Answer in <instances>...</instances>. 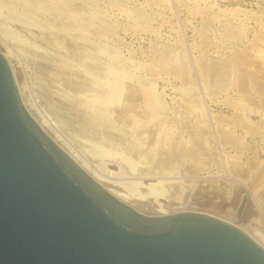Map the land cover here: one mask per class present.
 Listing matches in <instances>:
<instances>
[{
  "label": "rangeland",
  "instance_id": "obj_1",
  "mask_svg": "<svg viewBox=\"0 0 264 264\" xmlns=\"http://www.w3.org/2000/svg\"><path fill=\"white\" fill-rule=\"evenodd\" d=\"M35 1L41 2V0ZM64 1L68 8L75 13L84 14L89 17L96 15L97 19L89 26V34L86 42L79 39L75 33H65L62 31V27L71 26V23L66 19L65 14L60 13L62 10L57 6L55 7V5L46 11H32L33 15L31 19L40 24L39 27H36L30 24L25 25L12 16V13H17V16H20V13L23 12L24 6L22 1L0 0V5L6 3L12 8V13L2 12L0 15V38L3 40V44L0 41V52L5 53L6 49L8 51L12 47L11 50L14 51V54L13 51L8 52H10L11 59H13V61L11 60V64L16 81L20 88H23H21L23 91V98L29 101V105H32L30 107H33L37 115L36 117H38V119H43L47 124V129L50 132L48 133L58 139L57 141L60 142L67 151H70L73 155L78 157L80 161L85 159L84 161H86V163L88 160V164H93V166L98 167L106 164L105 167L107 170L114 173L109 175L113 182L132 183L140 179L145 181L146 178L152 176L159 178L156 182L165 184L166 187H163L164 193L166 192L165 196L167 195L170 197L174 195L177 197L180 195V199L170 197L171 199L173 198L172 201H174L169 205L170 207L168 206V212L171 211V214L179 212L199 213L218 218L236 227L238 226L244 232L248 230L247 232L249 233L250 230V232H252V229H255L264 237V198L259 200V196L264 193V188H262L264 187V175L262 176L264 170V126H262L264 125V120L262 121V119H264V107L262 106V104L264 105V98L261 97L264 95L259 96L260 93L258 95L255 90L250 88H247L246 91L243 90L245 91V95L237 88L230 86L220 91V94L207 95L202 88L203 85L197 78H193L190 83H187L186 76H176L167 66L162 65L161 67L160 63L158 65L155 59V53H153L154 57L152 56L155 61H153L154 59L152 58L151 61L150 56L153 49L152 52L149 50L154 45L153 43L156 44L157 42L156 46L160 47L159 50H164L168 47L166 50L172 49L173 51H175L177 47L179 50V43H183L185 48H187L189 44L193 56H197L198 54V56H203L204 59L215 60L217 63L220 61L224 64L229 61L228 58L230 56L231 63H227L229 66L235 64L236 58H238L243 51L244 56L247 53L245 51L249 50L248 52H252L250 54L254 56L248 53L249 61L252 59V63H260L258 66L259 70L264 72V31H262V29H264V0H188L190 3L187 0H167L165 3L159 2L157 4H153V2L149 4L146 0ZM190 5L208 9L204 11V13H206H203V15L195 14L191 13L189 9ZM234 7H238L242 12L220 13V10H233ZM247 12L254 13L247 14ZM224 14L225 16H223ZM245 21L248 23H244ZM244 24H246V26ZM3 27L10 33L16 34L20 41L1 34V28ZM100 27H103L105 30L101 31V29H99ZM239 28L243 29V36L241 37L236 38L232 36L233 32H229L230 30L235 32L239 31L236 30ZM203 36L206 37V42L205 39L201 40ZM208 39L209 42H207ZM177 41L178 44L175 46ZM253 43L257 46L252 45ZM196 44L198 50H194ZM208 44H211V46ZM232 44H234V46ZM227 45L231 47L226 48ZM9 47L10 49H8ZM223 47L226 49H223ZM99 50H101V53ZM106 51L109 53L107 52L108 54H106ZM257 52H259L258 56L256 54ZM260 53H262L261 55L263 57L260 56ZM112 56H115L116 59L118 57L119 59H117V61L131 74L130 84H132V86L134 85V87H136L140 85L150 87L159 99L163 98V101L160 100V103L161 105L164 103L166 106L165 108L163 106L164 110L160 115L162 117H159V119H163L162 122L159 123H162L161 125H164L165 128L170 127L166 128L169 131L168 138L164 139L162 143V140L159 141L160 145L162 144V148L158 141H154L155 139L152 135H147L145 132L147 126H145V124H143L144 126L142 127L141 123L138 127L139 130L141 127L144 129L138 130L139 137L135 135L137 138L135 139V136L129 133L128 121L121 115V117H117L115 114L112 116L115 121L114 123H116V127L121 128L126 136L119 134L115 130L112 131L106 128L102 123H99L97 128L93 129L90 124V119L87 116L88 114L86 115V112L78 106L79 102L77 97L79 94L93 93L96 87L95 83L104 82V80L107 79L103 69L110 64L109 62H111V60L109 59H111ZM254 58H257V60ZM226 59L228 60L225 63ZM130 63L133 64L131 65ZM252 63H250L251 67L248 65L249 69L247 66V70L253 72V76L256 74L255 77L257 78V74L260 72H258L259 70L257 68L254 69V67L257 66L256 63V65L253 66V70H250L254 64ZM94 65L96 68H93ZM143 65H147L148 67H143ZM260 66H262V68H260ZM141 67H143V69ZM165 67H167L169 71L165 69ZM244 68H246V65ZM84 71H87V74L84 75ZM258 77L261 78L262 75L259 74ZM187 86L195 88L192 91L194 93L196 90L194 96L190 95V93L193 94L192 92L188 93L183 91V87ZM73 87L75 90H73ZM175 91H178V93ZM247 91L249 92L248 94ZM186 97H189V99L193 98V101L196 99L197 102L195 103H200L201 99L204 98L208 106L210 118H208V120L205 119V122H203V118L198 119L201 116L200 110L191 112L188 108V104L192 99L187 102L189 99L187 98L188 100H186ZM243 97H245V99H243ZM261 98L263 100H261ZM239 99L245 100V110L233 106L232 102ZM259 100L260 103H258ZM181 108H183V110ZM197 113L200 116H198ZM176 115L179 117V121ZM185 115L186 119L189 117L187 119L188 121L184 118ZM212 115L215 118H213ZM174 116L177 121H174ZM167 117L168 120L166 123L165 120ZM121 120L125 124H123ZM181 121L184 123H180ZM190 121H192V123L196 122L192 124ZM178 122L179 124H177ZM197 123H199L198 126ZM246 123L249 125H246ZM166 124L169 126H166ZM181 124L182 126H180ZM257 125H260V127ZM246 126H250V128ZM256 126L258 128H256ZM140 133H144V135L142 134L141 136ZM170 135L173 136L175 140ZM145 136L147 137L145 138ZM149 137L151 140H154L151 141ZM146 139H148V142ZM142 140H144L145 143ZM169 140L174 141V143L176 142L175 148L173 149L176 151L179 149L177 153L180 154L181 151H185L186 153L181 152L180 155L176 153L174 156L172 155V160H169L170 163L168 162V166H158V155L162 151H165L163 154L166 152L170 154L173 150L172 147L174 144L173 142L171 143V141L169 142ZM108 143H112L116 147V150L123 156L129 157L130 159L133 158V161L134 159L136 162L138 161V166L136 165L137 167L134 173H131L124 163L118 160L114 161L110 158L103 159L100 157H93L91 154L89 155V151H87L90 148L89 144ZM169 143L173 146L169 147ZM155 144H158V148H156ZM188 145L192 147L189 148ZM180 146L182 149L185 148V150H182ZM150 148H153V155L148 151V156H144L143 154ZM186 150H189V153H187L188 151ZM130 151L134 152L131 153ZM190 151L194 153H190ZM128 152L131 154L129 155ZM173 152L175 151L173 150ZM140 154L144 157L143 159L141 158L142 160H137L136 156L139 157ZM80 155L82 158L79 157ZM188 157L190 158L188 159ZM253 158L256 159V161ZM247 160L257 163V165L255 164L254 170L250 168L248 171L246 166L249 162ZM140 161L141 163H139ZM246 161L248 163H246ZM98 162L101 163L99 164ZM110 162H112V164ZM261 164L263 165L261 166ZM120 166L124 171L122 170L121 174H116ZM242 170H245V174ZM247 176L248 179H246ZM260 176H262V178ZM252 177L253 180L257 179L256 181H258L259 189L256 185L255 188H253L254 185L252 186L250 184L249 181L250 179L252 180ZM111 179L110 182H112ZM140 206L145 208L139 207L140 209H144V211L149 214L148 216L154 215L152 214V208L150 209V207L142 206V204ZM147 214L145 213V215ZM256 237L255 239L257 241L262 242L260 237Z\"/></svg>",
  "mask_w": 264,
  "mask_h": 264
},
{
  "label": "water",
  "instance_id": "obj_2",
  "mask_svg": "<svg viewBox=\"0 0 264 264\" xmlns=\"http://www.w3.org/2000/svg\"><path fill=\"white\" fill-rule=\"evenodd\" d=\"M0 52V264H264L218 218L145 216L120 203L42 133Z\"/></svg>",
  "mask_w": 264,
  "mask_h": 264
},
{
  "label": "bare ground",
  "instance_id": "obj_3",
  "mask_svg": "<svg viewBox=\"0 0 264 264\" xmlns=\"http://www.w3.org/2000/svg\"><path fill=\"white\" fill-rule=\"evenodd\" d=\"M17 1H22L23 2V12L20 13V16H17V13H12V8L9 4H6V3H3V5H0V15L2 12H6V13H12V16L15 18V19H18L21 23L25 24V25H34L36 27H39L40 24L38 22H35L33 21L31 18H32V11L33 10H39V11H46L47 9H50L52 6L55 5V7H59L62 11L60 12L61 14H65V17L66 19L71 23V26H64L62 27V31L65 32V33H75V35L83 40V41H87V37H88V34H89V26L90 24H92L96 19V15H92L91 17L89 16H86L84 14H78V13H75L73 11H71L67 4L65 3L64 0H41V2H36L35 0H17ZM153 4H157L159 2L161 3H165L167 2V0H146ZM172 1V0H171ZM188 1V0H187ZM190 1V0H189ZM188 1V2H189ZM200 1V0H198ZM201 1H204V0H201ZM210 1V0H209ZM169 2V1H168ZM178 2V1H177ZM213 2V1H212ZM211 2V3H212ZM170 3V2H169ZM190 3V2H189ZM167 4V3H166ZM194 4V3H193ZM191 4V5H193ZM201 4V3H200ZM206 4V2H205ZM189 5V4H187ZM190 5V11L191 13H195V14H202L204 13L205 10L207 9H204V7L202 8H199V7H195V6H191ZM206 6V5H205ZM216 7V6H215ZM206 8V7H205ZM235 8H238V7H234L233 10H220V13H226V12H230V13H233V12H242L238 9H235ZM262 8V7H261ZM216 9V8H215ZM220 9V8H219ZM222 9V8H221ZM232 9V8H231ZM243 10V9H242ZM257 10V9H256ZM211 11H214V10H211ZM88 12V11H87ZM145 12V11H144ZM206 13V12H205ZM204 13V14H205ZM248 13H254V12H247ZM139 14V13H138ZM245 14V13H244ZM213 15V14H212ZM215 15V14H214ZM209 16V15H207ZM219 16V15H217ZM225 16V14L223 15ZM227 16V15H226ZM235 16V15H234ZM237 16V15H236ZM1 17V16H0ZM3 17V16H2ZM47 17V16H46ZM239 17V16H237ZM249 17V16H248ZM219 18V17H218ZM206 19V18H205ZM209 19V18H208ZM207 19V20H208ZM220 19V18H219ZM232 19V18H231ZM245 19V18H244ZM230 20V19H229ZM243 20V19H242ZM249 20V19H248ZM213 21V19H212ZM223 21V20H222ZM255 21V20H253ZM227 23V22H226ZM230 23V22H228ZM244 23H248V22H244ZM237 24V23H236ZM243 24V23H242ZM254 24V23H253ZM246 26V24H244ZM255 25V24H254ZM257 25V24H256ZM237 27V25H236ZM146 28V27H145ZM148 28V27H147ZM156 28V27H155ZM226 28V27H225ZM233 28V27H232ZM10 29V28H9ZM99 29H101V31H104L105 29L103 27H100ZM154 29V28H153ZM227 29V28H226ZM2 32L1 34L5 35L6 37H11L12 39L14 40H17V41H20L19 37L16 35V34H12L10 33L6 28H1ZM143 30V29H142ZM155 30V29H154ZM236 30H239V31H229V32H233L232 36L234 37H241L243 36L242 35V30L241 28L239 29H236ZM245 30V29H244ZM100 31V32H101ZM205 31V30H204ZM207 31V29H206ZM220 31V30H219ZM262 31H264V29H262ZM202 32V31H201ZM211 32V31H210ZM222 32V31H220ZM225 32V31H224ZM205 33V32H203ZM202 33V34H203ZM218 33V32H216ZM215 33V34H216ZM246 33V32H245ZM207 34V33H205ZM229 34V33H228ZM99 35V34H98ZM224 35V34H223ZM258 35V34H257ZM4 36V37H5ZM225 36V35H224ZM227 36V35H226ZM259 36V35H258ZM50 37V36H49ZM200 37V36H199ZM216 37V36H215ZM214 37V38H215ZM263 37V36H262ZM107 38V37H106ZM201 38V37H200ZM199 38V40H200ZM206 37L203 36V39L201 40H204ZM225 38V37H224ZM90 39V38H89ZM88 39V40H89ZM100 40V39H99ZM161 40V39H160ZM197 40V39H196ZM212 40V39H211ZM216 40V39H215ZM258 40V39H257ZM0 41L2 43L3 40H1L0 38ZM236 41V40H235ZM234 41V42H235ZM180 42V41H179ZM205 42H206V39H205ZM207 42H209V39L207 40ZM211 42V41H210ZM54 43V42H53ZM158 43V42H157ZM157 43H153L154 45L149 48L151 52H152V49H153V52L150 56V59L152 58V56L154 57V54L155 53V59H156V62L157 64L159 65V63L161 64V67L162 65L163 66H167L171 71H173L176 76L179 75V76H186V82L187 83H190L192 81L193 78H197L200 83L203 85L202 88L203 90H205V93L207 95H212V94H218L220 91L222 90H225L227 89L228 86L230 87H235L237 88L238 90H240L241 92H243L245 94V91L247 90V88H250L252 90H255L257 92V94L260 95H264V76H263V73L259 70V64L258 62H255L257 64L255 68H257L260 72L257 74V78L255 76H253V72L247 70V66L250 65V63H252V59L250 57V61H249V54L252 53V52H248V51H245L247 52L245 55H248V56H243V53L239 56L238 58H236L237 60L235 61V64H232V66H229L227 65V63L230 62V56H229V61L226 63V61L228 59L225 60V63L224 64L223 62H219L217 63L215 60L212 61V60H207V59H204L203 56H193L192 55V51L190 50V45L188 44L187 48H185L184 44L183 43H179L180 44V48L178 50V47L176 48L175 51H172L170 49L166 50H159L160 47H157ZM203 43V42H202ZM222 43V42H221ZM258 43V42H257ZM263 43V42H262ZM3 44V43H2ZM6 44V42H5ZM4 44V45H5ZM67 44V42H66ZM164 44V43H163ZM178 44V41L175 43V46ZM194 44V42H193ZM204 44V43H203ZM212 44V42H211ZM211 44H208L211 46ZM215 44V43H213ZM239 44V43H238ZM55 45V43H54ZM161 45V44H159ZM231 45V44H230ZM234 46V44H232ZM252 45H256V44H252ZM201 46V45H199ZM198 46V47H199ZM204 46H207V45H204ZM224 46V44H223ZM257 46V45H256ZM264 46V45H263ZM57 47V46H56ZM80 47V46H79ZM112 47V45H111ZM230 48L231 46H228L226 48ZM241 47V46H240ZM113 48V47H112ZM174 48V47H173ZM219 48V46H218ZM225 47H223L224 49ZM225 48V49H226ZM238 48V47H237ZM264 48V47H263ZM10 49V47L8 48ZM12 49V47H11ZM8 50V51H13V50ZM61 49V48H60ZM102 49V48H101ZM197 49V44H196V48L194 50ZM256 49V48H255ZM62 50V49H61ZM104 50V49H102ZM193 50V51H194ZM198 50V49H197ZM234 50V49H233ZM259 50V49H258ZM7 49H6V52L5 53H2L4 55V57L6 58L10 68H11V71H12V74L13 76L15 77L14 75V70H13V67H12V64H11V60L13 61V59H11V54L10 52H8ZM63 51V50H62ZM98 51V50H97ZM100 53H101V50H99ZM149 51V52H150ZM229 51V50H228ZM232 51V50H230ZM256 51V50H255ZM261 51V49H260ZM105 52V51H104ZM108 51H106V54ZM150 52V53H151ZM198 52V51H197ZM262 52V51H261ZM12 53V52H11ZM226 53V52H225ZM228 53V52H227ZM231 53V52H230ZM236 53V51H235ZM249 53V54H248ZM259 52H257V56L259 55L258 54ZM263 53V52H262ZM260 53V56H262ZM13 54H14V51H13ZM232 54V53H231ZM234 54V53H233ZM237 54V53H236ZM255 54V55H256ZM225 55V54H224ZM251 56H253L252 54H250ZM234 56V55H233ZM243 56V57H242ZM259 56V57H260ZM225 57V56H224ZM254 57V56H253ZM263 57V56H262ZM79 58V57H78ZM100 58V57H99ZM226 58V57H225ZM224 58V59H225ZM264 58V57H263ZM85 59V58H84ZM117 59H119L117 57ZM116 57L115 56H112L111 59V62H109L110 64L105 68L103 69L105 72L104 74L106 75V80H104V82H96L95 85V90L94 92H89V93H85V94H79V96L77 97L78 98V106L83 109L85 112H86V115L88 116V118L90 119V124L92 126L93 129L97 128L98 124L99 123H102L106 128L108 129H111L112 131H116L118 132L119 134L121 135H124L126 136L125 132L121 129V128H118L116 127V123H114L115 121L113 120V116L112 115H116L117 117H119L120 115L121 116H124L126 118V120L128 121V129H129V133H131V135L135 136L137 135V137H139V134H138V127L140 126V124L142 123V127L144 126L143 124H145L146 127V130L145 132L147 133V135L150 136L152 135V137H154V141H161V143L163 142L164 139L168 138V135H169V131L168 129L166 128H169L170 126L166 124V126H169V127H166L163 125H161L162 123H159V122H162V119H159V117H162L160 116L161 113L163 112L164 108L166 105H164V103L161 105L160 103V100L163 101V98L162 99H159L154 93H153V90L150 88V87H147V86H136L134 87V85L132 86V84H130V78H131V74L126 70V68L124 66H122L118 61H117ZM154 59V58H152ZM151 59V61H152ZM155 59L153 61H155ZM255 60H257V58H254ZM16 60V59H14ZM99 60V59H98ZM105 60V59H104ZM259 60V59H258ZM75 61V60H73ZM101 61V60H100ZM108 61V60H107ZM106 61V62H107ZM150 61V60H149ZM148 61V62H149ZM150 61V62H151ZM233 61V60H231ZM105 62V63H106ZM147 63V62H146ZM231 63V62H230ZM234 63V62H233ZM254 63V62H253ZM252 63V64H253ZM253 64L252 65V69L250 68V70H253V66H255L256 64ZM129 64V63H128ZM131 64V63H130ZM133 64V63H132ZM131 64V65H132ZM148 64V63H147ZM156 64V65H157ZM106 65V64H105ZM152 65V64H151ZM157 65V66H158ZM237 65V66H236ZM246 65V68H244V66ZM139 66V65H138ZM147 65H143V67H145ZM155 66V67H157ZM127 67V66H126ZM143 67H141L143 69ZM148 67V66H147ZM167 67H165V69H167ZM251 67V65H250ZM93 68H96L95 65ZM128 68V67H127ZM132 68V67H131ZM140 68V67H139ZM260 68H262V66H260ZM91 69V68H90ZM134 69V68H133ZM137 69V68H136ZM164 69V68H163ZM248 69H249V66H248ZM264 69V67H263ZM139 70V69H138ZM168 70V69H167ZM166 70V71H167ZM228 70V71H227ZM154 71V70H153ZM165 71V70H164ZM169 71V70H168ZM222 71V72H221ZM156 72V71H155ZM153 73V72H152ZM171 73V72H170ZM262 73V74H261ZM84 75L87 74V71L83 73ZM138 74V73H136ZM135 74V75H136ZM157 74V73H156ZM262 75L261 78L258 77V75ZM103 75V74H102ZM170 75V74H169ZM87 76V75H86ZM102 77V76H101ZM146 77V76H145ZM171 77V76H170ZM175 78V76H174ZM92 79V78H91ZM104 79V77H103ZM102 79V81H103ZM136 79V78H135ZM261 80V81H260ZM76 81V80H75ZM91 81V80H90ZM100 81V79H99ZM184 81H185V78H184ZM148 82V81H147ZM87 84V83H86ZM85 84V85H86ZM143 84H144V81H143ZM84 85V84H83ZM79 86V85H78ZM82 86V85H81ZM91 86V85H90ZM76 87V85H75ZM80 87V86H79ZM77 87V88H79ZM84 87V86H83ZM92 87V86H91ZM22 88V87H21ZM20 88V86L18 85L17 83V91H18V94H19V97L21 99V102L22 103H27L26 104V112L36 121V123L38 124V126L40 127L42 133H44L46 136L50 137L51 138V141L56 145L58 146L61 150H64V151H67L66 148L60 143L58 142L56 138H54L53 136H51L52 134H49L50 132L48 131L47 129V124L43 121V119H38V117H36L37 115L35 114L34 110H33V107H30L32 105H29V101H26L24 98H23V91L22 89ZM76 88V89H77ZM229 88V87H228ZM234 88V89H235ZM81 89V88H80ZM182 89V88H181ZM195 88L191 87V86H187V87H183V91L184 92H192ZM73 90H75V88L73 87ZM79 90V89H78ZM245 90V91H243ZM196 91V90H195ZM193 94L190 93V95H195V92ZM207 91V92H206ZM251 91V90H250ZM254 91V92H255ZM156 92V91H155ZM178 93V91H175ZM225 92V91H224ZM249 92L247 91V94ZM183 94V93H182ZM220 94V93H219ZM242 94V95H244ZM255 94V93H254ZM179 95V94H178ZM224 95V94H223ZM246 95V94H245ZM67 96V95H66ZM188 96V95H187ZM192 96V97H193ZM233 96V95H232ZM180 97V96H179ZM182 97V96H181ZM207 97V96H206ZM226 97V96H225ZM248 97V96H247ZM264 98V96H261ZM189 97H186V100H188ZM193 98H196V97H193ZM193 98H190L187 102L192 101L188 104V108L191 110V112H196L198 110H200V113H201V116H200L198 119H204L203 120H200V121H203L205 122V119L208 120L209 117V110H208V106L206 104V101L204 98L201 99V102L199 103H195L197 102L196 99L193 101ZM210 98V97H209ZM216 98V97H215ZM259 98V97H258ZM183 99V98H182ZM199 99V98H198ZM226 99V98H225ZM225 99H224V102H225ZM243 99H245V97H243ZM227 100V99H226ZM261 100H263L261 98ZM258 101V99H257ZM249 103V101H248ZM247 103V104H248ZM257 103V102H256ZM260 103V100L259 102ZM263 103V101H262ZM184 104V103H182ZM233 106L234 107H237L241 110H245V100H235L232 102ZM252 104V103H251ZM175 105V104H174ZM185 105V104H184ZM255 105V103H254ZM164 106V108H163ZM256 106V105H255ZM259 106V105H258ZM262 106L264 107V105L262 104ZM185 107V106H184ZM230 107V106H229ZM32 108V109H31ZM251 108V107H250ZM253 108V107H252ZM259 108V107H258ZM168 109V108H167ZM183 110V108H181ZM232 109V108H231ZM255 109V107H254ZM186 110V109H184ZM234 110V109H233ZM256 110V109H255ZM259 110V109H258ZM236 111V110H234ZM251 111V110H250ZM259 112V111H258ZM181 113V112H180ZM190 113V111H189ZM188 114V113H187ZM259 114V113H258ZM257 114V115H258ZM178 115V114H177ZM176 115V117H177ZM182 115V114H181ZM120 116V117H121ZM165 116V115H164ZM179 116V115H178ZM213 116V115H212ZM239 116V115H238ZM246 116V115H245ZM260 117V115H259ZM116 118V117H115ZM124 118V119H125ZM166 118V116H165ZM164 118V119H165ZM181 118V117H180ZM184 118L186 119V115L184 116ZM189 118V117H188ZM187 118V119H188ZM213 118H215L213 116ZM217 118V117H216ZM221 118V117H220ZM240 118V117H239ZM248 118V116H247ZM264 118V117H263ZM179 119V117H177V120ZM183 119V120H185ZM186 119V120H187ZM196 119V118H195ZM194 119V120H195ZM226 119V118H225ZM256 119V117H255ZM116 120V119H115ZM123 120V119H122ZM121 120V122H122ZM168 120V117L167 119L165 120V122ZM173 120V119H172ZM176 120L175 116H174V121ZM176 120V121H177ZM180 120V119H179ZM178 120V121H179ZM193 120V119H191ZM227 120V119H226ZM225 120V122H226ZM249 120V119H247ZM261 120V118H260ZM264 119H262L263 121ZM124 121V120H123ZM188 121V120H187ZM222 121V119H221ZM250 121V120H249ZM258 121V120H257ZM256 121V122H257ZM260 121V122H262ZM118 122V121H117ZM169 122V121H168ZM186 122V121H185ZM192 123V121H190ZM196 122V121H195ZM193 122V123H195ZM202 122V123H203ZM229 122V121H228ZM232 122V121H231ZM243 122V120H242ZM247 122V121H246ZM123 123V122H122ZM167 123V122H166ZM182 123V121L180 122ZM184 123V122H183ZM182 123V124H183ZM192 123V124H193ZM220 123V122H219ZM244 123V122H243ZM249 123V122H247ZM246 125H249L247 124ZM125 124V123H123ZM179 124V122L177 123ZM182 124L180 126H182ZM210 124V123H209ZM252 124V122H251ZM254 124V123H253ZM118 125V124H117ZM126 125V126H127ZM199 125V123H197V126ZM203 125V124H202ZM256 125V124H255ZM262 125V124H260ZM260 125H257L260 127ZM123 126V125H122ZM211 126V125H210ZM251 126V125H250ZM250 126H246L248 128H250ZM256 126V128H258ZM264 126V125H262ZM140 128L141 129H144V128ZM149 127V128H148ZM153 127V128H152ZM186 127V126H185ZM185 127H182V128H185ZM232 127V126H231ZM245 127V128H246ZM125 128V127H124ZM247 128V129H248ZM264 128V127H263ZM225 129H228V128H225ZM260 129V128H259ZM139 130V131H140ZM172 130V129H170ZM201 130V129H200ZM232 130V129H231ZM235 130V129H234ZM262 130V128H261ZM260 130V131H261ZM246 131V130H245ZM49 132V133H48ZM142 132V131H141ZM172 133V132H171ZM142 134L144 135V133H140V135L142 136ZM174 134V133H172ZM205 134V133H204ZM140 136V137H141ZM171 136V135H170ZM57 137V136H56ZM111 137H112V134H111ZM147 136H145L146 138ZM173 137V136H171ZM150 138V137H149ZM193 138V137H192ZM209 138V137H208ZM118 139V137H117ZM120 139V138H119ZM135 139L136 136H135ZM174 139V137H173ZM172 139V140H173ZM179 139V138H178ZM177 139V141H178ZM181 139V138H180ZM211 139V138H210ZM145 140V139H144ZM144 140H142L144 142ZM148 139H146L147 141ZM151 140V138H150ZM151 140V141H153ZM172 140H169V142L171 141V143L173 142L174 146L169 143V147L170 146H173V148H175V143L174 141ZM175 140V139H174ZM184 140V139H183ZM212 141V140H211ZM148 142V141H147ZM155 142V143H156ZM179 142V141H178ZM235 142V141H234ZM145 143V142H144ZM154 143V142H153ZM215 143V142H214ZM171 144V145H170ZM180 144V143H178ZM182 144V142H181ZM156 145V144H155ZM154 145V146H155ZM159 145H160V142H159ZM200 145V144H199ZM243 145V144H242ZM147 146V145H146ZM162 146V144L160 145V147ZM89 155L91 154L93 157H100V158H106V159H112V160H118L122 163H124V165L131 171V173H134L136 171V167L138 166V161L136 162L135 159L134 161L132 159H130L129 157H126V156H123L121 153H119L117 150H116V147L112 144V143H108V144H89ZM136 147V146H134ZM179 147V146H178ZM181 147V146H180ZM182 147H183V144H182ZM181 147V149H182ZM186 147V145H185ZM189 147V145H188ZM187 147V148H188ZM190 147H192L190 145ZM189 147V148H190ZM147 148V147H146ZM156 148H158V144L156 145ZM162 148V147H161ZM165 149V148H164ZM171 149V148H170ZM171 149V150H172ZM192 149V148H191ZM190 149V150H191ZM194 149V148H193ZM215 149V148H214ZM120 150V148H119ZM143 150V149H142ZM166 150V149H165ZM173 150L175 152H173ZM172 152H170V154L168 152H166L165 154H163L165 151H162L159 155H158V159H157V162L159 164H157L158 166H165V165H169L168 162L169 160H172V155L174 156L177 151L179 149H177V151L175 149H173ZM182 150H185L182 149ZM139 151V150H138ZM146 151V149H145ZM144 151V153H145ZM148 151H150L149 153L153 155V148H150L149 150L146 151V155L143 154L144 156H148L147 153ZM188 151L187 153H189V150H186ZM68 152V155H69V158L77 165H81L82 166V169H83V172L88 175L96 184H98L100 187H102V189L108 193L110 196H112L114 199H116L117 201H119L120 203L128 206L129 208L133 209L134 211H136L137 213L139 214H142V215H145V213L147 214L146 211H144V207H141L140 205L142 204V206H147V207H150V209L152 208L153 209V213L154 215H152L153 217L156 216H168V215H173L171 214L170 212H168V206L170 204H172L174 201L173 198L175 197L173 194V196H170V197H173L172 199L170 197H168L167 195L165 196V193H164V190H163V187L165 186V184L163 183H159V182H156V180H158L159 178H156L154 176L150 177V178H146L145 181H141L140 180H137L135 182H132V183H117V182H113V180L111 179V177H109V175H112L114 174L113 172L107 170V168L104 166H93V164H88V160H87V163L86 161H84L85 159H82V161H80L78 159V157H76L75 155H73L70 151H67ZM73 152V151H72ZM77 152V151H75ZM131 152V151H130ZM134 152V151H132ZM131 152V153H132ZM179 152V151H178ZM183 152V151H181ZM180 152V154H181ZM185 152V151H184ZM183 152V153H184ZM193 151H190V153H192ZM212 152V151H210ZM78 153V152H77ZM129 153V152H128ZM129 153V155L131 154ZM140 153H141V150H140ZM148 153V154H149ZM186 153V152H185ZM194 153V152H193ZM135 154V153H133ZM179 153H177L178 155ZM179 154V155H180ZM196 154V153H195ZM183 155V154H182ZM189 155V154H188ZM193 155V154H192ZM142 154H140V156H136L137 157V160H142L143 157ZM81 157V155L79 156ZM135 157V158H136ZM82 158V157H81ZM140 158V159H138ZM142 158V159H141ZM190 157H188L189 159ZM192 158V157H191ZM240 158V157H239ZM105 159V160H106ZM152 159V158H151ZM185 159V158H184ZM254 159V158H253ZM149 160V159H147ZM227 160V159H226ZM234 160V159H233ZM256 161V159H254ZM109 161V160H108ZM154 161V160H153ZM156 161V160H155ZM248 161V160H247ZM246 161V163H248ZM103 162V161H102ZM113 162V161H112ZM112 162H110L112 164ZM224 162V161H223ZM99 163V162H98ZM101 163V162H100ZM99 163V164H100ZM107 163V162H106ZM141 163V161L139 162ZM147 163V162H146ZM170 163V162H169ZM191 163V162H190ZM97 164V163H96ZM117 164V163H116ZM152 164V163H151ZM155 164V162H154ZM237 164V163H236ZM257 165V163H254V161H251L248 163V165L246 166L248 168V171L250 170V168H252L254 170L255 166ZM264 164V163H263ZM261 164V166L263 165ZM95 165V164H94ZM103 165V164H102ZM137 165V166H136ZM171 165V164H170ZM228 165H231V164H228ZM241 165V164H240ZM140 166V165H139ZM153 166V165H152ZM237 166V165H236ZM239 166V164H238ZM260 166V165H259ZM258 166V167H259ZM143 167V166H141ZM147 167V166H146ZM151 167V165H150ZM155 167V166H154ZM242 167V166H241ZM158 168V167H157ZM167 168V167H166ZM181 168V167H180ZM263 168V167H262ZM147 169V168H146ZM123 169L121 168V166L118 168V171L116 174H121V171ZM124 171V170H123ZM233 171V170H232ZM243 171V170H242ZM245 171V170H244ZM243 171V173L245 174V172ZM256 171V169H255ZM147 172V171H146ZM150 172V171H149ZM148 172V173H149ZM262 172V171H261ZM235 173H239V172H235ZM242 173V175H243ZM253 173V172H252ZM262 176L264 175V170L262 172ZM145 174V173H144ZM225 174V173H224ZM241 174V173H240ZM251 174V173H250ZM143 175V174H142ZM155 175V174H153ZM247 175V174H246ZM249 175V173H248ZM241 176V175H240ZM262 176H260L262 178ZM242 177V176H241ZM251 177V176H250ZM254 177V176H253ZM253 177H252V180L250 179V184L255 188V185L257 186L258 188V181H256L257 179H254L253 180ZM246 178V177H245ZM259 178V179H261ZM110 179L112 180V182H110ZM132 179V178H131ZM162 179V178H161ZM244 179V177H243ZM248 179V176L247 178ZM134 181V180H133ZM245 182V181H244ZM247 182V181H246ZM262 182V181H261ZM165 183V182H164ZM173 183V182H172ZM214 183V182H213ZM171 184V183H170ZM174 184V183H173ZM171 184V185H173ZM178 184V183H177ZM261 184V183H260ZM262 185V184H261ZM169 186V185H168ZM166 187V186H165ZM264 188V187H262ZM248 189V188H247ZM259 189V188H258ZM257 189V190H258ZM168 192V191H167ZM174 193V192H173ZM223 194V193H222ZM259 194V193H258ZM264 195V193H263ZM263 195H260L259 196V200L263 199L264 196ZM180 196V195H179ZM179 196L175 197L180 199ZM182 197V196H181ZM250 199V198H249ZM252 199V198H251ZM213 201V200H212ZM253 201V200H252ZM176 202V200H175ZM176 204V203H175ZM254 204V203H253ZM255 205V204H254ZM264 205V204H263ZM174 206V205H173ZM139 207L141 208H144V209H140ZM170 207V206H169ZM256 207V206H255ZM258 208V207H257ZM149 209V208H148ZM170 209V208H169ZM225 209V208H224ZM181 213V212H179ZM190 213H193V212H190ZM244 213V212H243ZM151 214V213H150ZM176 214V213H175ZM199 214V213H198ZM149 214L145 215V216H148ZM151 216V217H152ZM230 224V223H229ZM251 224V223H250ZM235 226V225H233ZM236 227V226H235ZM238 229H240L238 226L236 227ZM241 230V229H240ZM244 230V229H243ZM246 232H244L250 239H252L256 244H258L261 248L264 249V237H262L257 230L255 229H252V232L249 231V233L247 232L248 230H245ZM260 237L262 242H259L257 241L258 238L256 237ZM255 237L257 238V240L255 239ZM260 240V239H259Z\"/></svg>",
  "mask_w": 264,
  "mask_h": 264
}]
</instances>
